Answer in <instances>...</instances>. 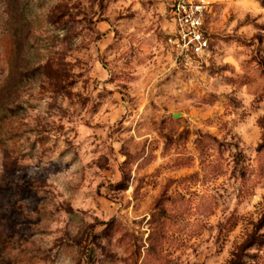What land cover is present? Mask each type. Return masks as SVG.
Instances as JSON below:
<instances>
[{"label":"rangeland","instance_id":"obj_1","mask_svg":"<svg viewBox=\"0 0 264 264\" xmlns=\"http://www.w3.org/2000/svg\"><path fill=\"white\" fill-rule=\"evenodd\" d=\"M205 1L183 59L171 0H0V264H264V0Z\"/></svg>","mask_w":264,"mask_h":264},{"label":"built area","instance_id":"obj_2","mask_svg":"<svg viewBox=\"0 0 264 264\" xmlns=\"http://www.w3.org/2000/svg\"><path fill=\"white\" fill-rule=\"evenodd\" d=\"M210 4L205 0H171L169 20L172 30L169 42L177 57H203L210 50L206 21Z\"/></svg>","mask_w":264,"mask_h":264},{"label":"water","instance_id":"obj_3","mask_svg":"<svg viewBox=\"0 0 264 264\" xmlns=\"http://www.w3.org/2000/svg\"><path fill=\"white\" fill-rule=\"evenodd\" d=\"M177 116H178L177 114L174 115V117H177Z\"/></svg>","mask_w":264,"mask_h":264}]
</instances>
